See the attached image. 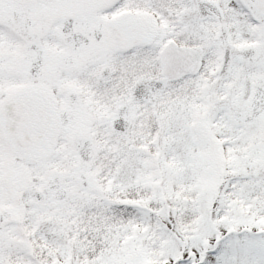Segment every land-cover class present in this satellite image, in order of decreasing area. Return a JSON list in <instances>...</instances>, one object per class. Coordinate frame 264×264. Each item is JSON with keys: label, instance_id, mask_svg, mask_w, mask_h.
Returning a JSON list of instances; mask_svg holds the SVG:
<instances>
[{"label": "snow or ice", "instance_id": "obj_1", "mask_svg": "<svg viewBox=\"0 0 264 264\" xmlns=\"http://www.w3.org/2000/svg\"><path fill=\"white\" fill-rule=\"evenodd\" d=\"M0 264H264V0H0Z\"/></svg>", "mask_w": 264, "mask_h": 264}]
</instances>
